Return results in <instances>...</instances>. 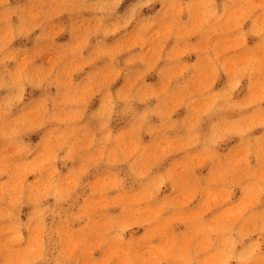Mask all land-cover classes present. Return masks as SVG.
<instances>
[{
	"label": "clouds",
	"instance_id": "clouds-1",
	"mask_svg": "<svg viewBox=\"0 0 264 264\" xmlns=\"http://www.w3.org/2000/svg\"><path fill=\"white\" fill-rule=\"evenodd\" d=\"M124 4L0 0V264H264V0Z\"/></svg>",
	"mask_w": 264,
	"mask_h": 264
},
{
	"label": "rangeland",
	"instance_id": "rangeland-1",
	"mask_svg": "<svg viewBox=\"0 0 264 264\" xmlns=\"http://www.w3.org/2000/svg\"><path fill=\"white\" fill-rule=\"evenodd\" d=\"M128 2H129V0H125V4L121 6V11L127 6ZM157 7H158V5H157ZM146 11H147V10H146ZM67 38H68V37H67V34H65L64 36L60 37L59 39H60L61 42H63V41L66 40ZM112 39H113V38H110V39H109V42H112ZM251 42H252V41H250V43H251ZM148 79H149L150 82H155L157 78H156L155 74H153V75L150 76ZM121 83H123V80H122V79H121L120 81L117 82V84L114 86V89H115V87H119ZM244 91H245V89L242 88V91H241L240 94H241V95L244 94ZM96 103H98V101H95V102H94V105H95ZM182 114H183V110H181L180 115H182ZM259 131H261V130H257V132H259ZM145 139L147 140V138H145ZM234 143H236L235 140L229 142V144L225 146V149H226L227 147H230V146H231L232 144H234Z\"/></svg>",
	"mask_w": 264,
	"mask_h": 264
}]
</instances>
